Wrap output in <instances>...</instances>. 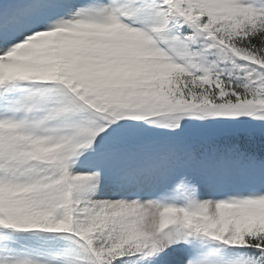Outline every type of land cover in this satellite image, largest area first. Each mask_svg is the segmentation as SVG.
Segmentation results:
<instances>
[{"label":"snow or ice","instance_id":"6c2138e0","mask_svg":"<svg viewBox=\"0 0 264 264\" xmlns=\"http://www.w3.org/2000/svg\"><path fill=\"white\" fill-rule=\"evenodd\" d=\"M0 264H264V0H0Z\"/></svg>","mask_w":264,"mask_h":264}]
</instances>
